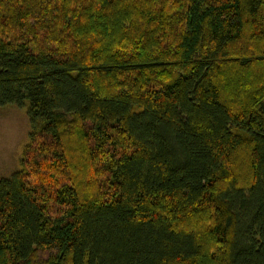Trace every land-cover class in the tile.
<instances>
[{
	"label": "trees",
	"instance_id": "16d2710c",
	"mask_svg": "<svg viewBox=\"0 0 264 264\" xmlns=\"http://www.w3.org/2000/svg\"><path fill=\"white\" fill-rule=\"evenodd\" d=\"M0 264H264V0H0Z\"/></svg>",
	"mask_w": 264,
	"mask_h": 264
},
{
	"label": "rangeland",
	"instance_id": "374dc122",
	"mask_svg": "<svg viewBox=\"0 0 264 264\" xmlns=\"http://www.w3.org/2000/svg\"><path fill=\"white\" fill-rule=\"evenodd\" d=\"M28 131L26 105L0 104V178L10 176L19 167Z\"/></svg>",
	"mask_w": 264,
	"mask_h": 264
}]
</instances>
